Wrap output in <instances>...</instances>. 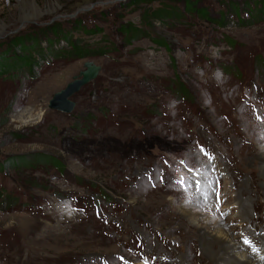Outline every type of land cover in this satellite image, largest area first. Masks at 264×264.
Masks as SVG:
<instances>
[{
	"label": "rangeland",
	"instance_id": "rangeland-1",
	"mask_svg": "<svg viewBox=\"0 0 264 264\" xmlns=\"http://www.w3.org/2000/svg\"><path fill=\"white\" fill-rule=\"evenodd\" d=\"M192 1L213 20L188 11L185 0H156L139 9L129 6L135 0H0V52L30 33L38 34L44 48L50 40L59 47L64 37L40 33L54 25L93 48L111 43L116 50L90 58L102 71L74 96L77 106L71 114L49 108L54 94L85 69L87 59L63 56L70 46L40 57L39 67L16 82L0 77V124L6 110L14 109L0 128V160L43 153L63 166H15L0 173V264H222V256L215 254L219 246L205 243L216 231L209 224L216 213L186 192V162L195 163L188 158L191 130L220 151L217 167L229 177L225 189L234 220L222 226L237 244L244 236L249 242L256 239L254 252H261L264 212L249 204L243 219L235 206L239 196L248 199L263 182L262 163L252 161L263 147L247 145L240 126L248 118L239 112L241 104L229 109L217 99L209 109L202 101L206 120L187 129L189 117H199V93L213 100L210 91L220 83L225 93L240 99L249 89L264 98V20L251 21L247 15L248 2L264 0ZM163 6L181 16L144 21L146 10ZM222 16L226 20L220 24ZM78 20L87 30L102 32H82L74 26ZM128 22L149 25L147 35L132 45L119 31ZM228 38L236 42L234 48ZM179 79L193 95L186 102L169 88ZM171 103L176 105L169 119L144 116L153 104L167 111ZM18 133L20 139L11 136ZM152 172L153 186L146 183ZM199 222L202 228H196Z\"/></svg>",
	"mask_w": 264,
	"mask_h": 264
},
{
	"label": "trees",
	"instance_id": "trees-1",
	"mask_svg": "<svg viewBox=\"0 0 264 264\" xmlns=\"http://www.w3.org/2000/svg\"><path fill=\"white\" fill-rule=\"evenodd\" d=\"M156 0H135V2L130 3L129 6H134L136 9L141 8L143 5L151 4ZM186 6L189 9L196 10L199 12L202 16L205 18H209L213 20L211 17H209V13L207 9L201 8V9H195V6L197 4V1L192 0H185ZM231 3V2H230ZM260 5V8H258V13L262 14L264 13V1H260L258 3V6ZM230 6V5H229ZM234 7V10H238V6H235V4H232ZM251 9V3H248V9ZM249 11L252 14V10ZM172 15H179L175 13L174 9H169V6L167 7H159L156 10H153L150 8V10H146L145 14H143V18L145 22H151L154 18H170ZM254 16V15H253ZM226 20V16H222L219 22L220 24L223 23V21ZM77 29L84 31L85 33H101V28H95L94 30H87L82 26V21L78 20L74 24ZM146 26H149L146 23ZM119 31L122 34L125 41H128L130 43H133L135 40L140 39L143 37L146 33V30L139 28L136 25H133L132 23H121L119 27ZM45 37H48L49 34L54 35L56 38L64 37L70 46V51H68V54L64 53L63 55H67L69 59L71 60H78L83 59L92 55H101L104 53L110 52L112 49H114L115 46L103 47V46H96L92 47L88 44H86L81 39H75L73 36H71V33H67L64 28H62L61 25H54L52 27H48L45 29V31L40 32ZM37 33H30L27 35H23L21 37L16 38L12 41L11 45H9L6 49L0 52V76H5L6 78L16 82L21 79V76H23L26 71H34L37 67H39V61L36 60L34 53H39L44 57V50L40 47L39 38L36 37ZM75 39V40H74ZM53 40H50V44H52ZM230 44L234 46V41L230 39ZM158 43L163 44V41H157ZM54 55H58V52H52ZM62 53V52H61ZM7 119L4 120L3 124L0 126V128L7 123ZM16 137H20L19 134H15ZM33 157L36 158V160H40L42 157L40 154L33 155ZM48 161H53L56 163V160L53 158H43ZM27 161V160H26ZM28 163V161H27ZM3 167V165L0 163V169Z\"/></svg>",
	"mask_w": 264,
	"mask_h": 264
},
{
	"label": "bare ground",
	"instance_id": "bare-ground-1",
	"mask_svg": "<svg viewBox=\"0 0 264 264\" xmlns=\"http://www.w3.org/2000/svg\"><path fill=\"white\" fill-rule=\"evenodd\" d=\"M32 6L34 8V11L38 14L37 8H36L37 6L35 4H33ZM39 13H40V11H39ZM238 159H240V156H238ZM252 161H254V162L260 161L262 163V166L259 168V173L261 175V178H263L262 179L263 182H262V185L260 186L261 189L258 190L256 188L255 191H251L247 195L248 199H244L241 196H239L240 197L239 202L237 203L238 206L237 205H235V206L237 209H239V216L242 217L243 219L245 218V216L248 217L247 212H248L249 204L253 205L254 208L255 207H261V209H259L260 211H262L261 214L264 212V208L262 209V206H264L263 205L264 204V198L261 197V194L262 193L264 194V149L263 148L260 149V152L258 151V155L255 156V158ZM252 161H250V162L252 163ZM239 168L241 169V165H239V163H237V169H239ZM234 179H236V178H234ZM236 180H238V179H236ZM261 191H263V192H261ZM228 208L231 209V207H229V206H228ZM188 217H191V214H189ZM231 219L234 220V218H231ZM233 220H231V221L233 222ZM190 222H191V225L195 226L193 221H190ZM229 222L230 221H228V223ZM210 223H212L211 226H213V228H215L216 231L215 232L212 231L211 233H209L207 235L209 237V239H207V241L205 239V243L207 246L212 247V248H213V245L219 246V249H216L215 254H219L222 256L221 257L223 259L222 264H264V236L260 237L261 242H262L261 244H263V246L261 247L262 251L258 254L252 253V252H249L247 250H243L241 244H237L234 242V240H232L229 231L224 226H222L223 222H220L217 220H212V221L209 220V224ZM197 227L202 228V223L199 222L196 225V228ZM236 228L238 230V227H236ZM254 234H253V236H254ZM207 236H205V237H207ZM244 238H245V236H244ZM244 238H242V239H244ZM254 240H256V239H254ZM206 254L210 255V253H206Z\"/></svg>",
	"mask_w": 264,
	"mask_h": 264
},
{
	"label": "water",
	"instance_id": "water-1",
	"mask_svg": "<svg viewBox=\"0 0 264 264\" xmlns=\"http://www.w3.org/2000/svg\"><path fill=\"white\" fill-rule=\"evenodd\" d=\"M86 70L81 72L82 79L75 77V80L68 85L65 90L58 92L50 101V108L69 112L73 109L74 103L69 99L75 92H77L83 85L96 78L100 67L93 63H86Z\"/></svg>",
	"mask_w": 264,
	"mask_h": 264
},
{
	"label": "snow or ice",
	"instance_id": "snow-or-ice-1",
	"mask_svg": "<svg viewBox=\"0 0 264 264\" xmlns=\"http://www.w3.org/2000/svg\"><path fill=\"white\" fill-rule=\"evenodd\" d=\"M190 171H191V170H190ZM180 183H182V184L184 183V178H183V177L181 178ZM196 183H199V181H196ZM245 243H248V241H245Z\"/></svg>",
	"mask_w": 264,
	"mask_h": 264
}]
</instances>
